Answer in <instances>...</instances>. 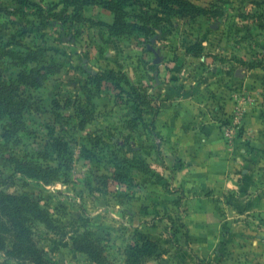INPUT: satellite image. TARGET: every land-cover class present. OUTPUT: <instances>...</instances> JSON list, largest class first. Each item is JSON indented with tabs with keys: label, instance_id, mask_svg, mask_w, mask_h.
Listing matches in <instances>:
<instances>
[{
	"label": "rangeland",
	"instance_id": "rangeland-1",
	"mask_svg": "<svg viewBox=\"0 0 264 264\" xmlns=\"http://www.w3.org/2000/svg\"><path fill=\"white\" fill-rule=\"evenodd\" d=\"M115 1L0 0L2 79L33 68L43 74L41 86L21 87L33 105L24 128L0 120V194L26 195L47 211L57 229L35 221L32 231L58 264H91L73 243L86 230L117 264L145 240L158 245L147 264H243L235 250L193 241V195L166 161L156 118L161 87L186 82L195 61H205L204 70L225 67L233 81L246 77L242 87L228 83L233 112L264 103V0H183L221 11L210 18L182 13L177 3L119 0L123 32L110 27ZM111 70L103 84L91 77ZM54 138L67 150L59 153ZM3 247L0 262L27 264L7 255L10 240Z\"/></svg>",
	"mask_w": 264,
	"mask_h": 264
},
{
	"label": "crops",
	"instance_id": "crops-1",
	"mask_svg": "<svg viewBox=\"0 0 264 264\" xmlns=\"http://www.w3.org/2000/svg\"><path fill=\"white\" fill-rule=\"evenodd\" d=\"M194 63L186 82L161 87L156 118L166 161L193 195L192 239L235 250L243 264H264V103L233 112L228 83L242 87L246 77L233 81L225 67ZM228 117L234 126L225 125Z\"/></svg>",
	"mask_w": 264,
	"mask_h": 264
},
{
	"label": "trees",
	"instance_id": "trees-1",
	"mask_svg": "<svg viewBox=\"0 0 264 264\" xmlns=\"http://www.w3.org/2000/svg\"><path fill=\"white\" fill-rule=\"evenodd\" d=\"M167 3H177L182 13H188L193 18L199 16L210 18L221 14L219 9L200 7L183 0H159V4L162 6ZM110 8L115 15L114 22L110 27L118 29V32H123L125 28H128L129 24L125 21V13L122 10L121 1L118 0L111 3ZM115 73V70L109 72L98 71L93 73L91 77L93 80L94 78H99L100 83L103 84L106 82V79ZM42 75L39 69L34 68L23 72L20 74L19 79L10 82L3 80L0 75V120L8 116L11 119L14 132L24 128L23 114L25 110L33 108L29 98L25 96V91L21 87L22 85L30 87L41 86ZM131 87L134 92L142 96L135 85ZM144 95L147 97L145 92ZM155 109V114H157L160 106ZM142 116L143 113L137 117L141 119ZM81 126H84V123ZM54 140V146L59 153L67 150L66 144L61 139L54 138ZM0 212H2L0 214V249L1 247L4 248L3 246L10 240L12 250L7 253L9 257L17 259L20 262L25 261L27 264H58L47 257L43 252L44 249L37 245V241L34 238L32 225L35 221H41L52 228L54 226H52L53 223L47 211H44L39 203L31 200L26 195L1 193ZM53 229L56 230L57 228ZM73 243L76 249L88 254L91 264H117L115 259L109 255L107 245L102 243L101 238L93 230L79 232L73 238ZM157 251V243L150 240H145L139 245H132L126 252V264H147L150 259L157 257ZM0 264L12 263L0 262Z\"/></svg>",
	"mask_w": 264,
	"mask_h": 264
},
{
	"label": "water",
	"instance_id": "water-1",
	"mask_svg": "<svg viewBox=\"0 0 264 264\" xmlns=\"http://www.w3.org/2000/svg\"><path fill=\"white\" fill-rule=\"evenodd\" d=\"M156 54H157V58H156V61H159V53L158 52H156Z\"/></svg>",
	"mask_w": 264,
	"mask_h": 264
}]
</instances>
